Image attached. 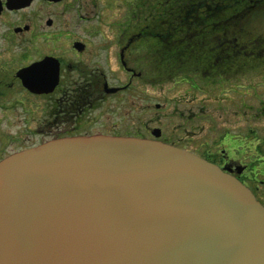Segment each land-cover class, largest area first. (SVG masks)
I'll return each mask as SVG.
<instances>
[{
  "label": "flooded vegetation",
  "instance_id": "obj_1",
  "mask_svg": "<svg viewBox=\"0 0 264 264\" xmlns=\"http://www.w3.org/2000/svg\"><path fill=\"white\" fill-rule=\"evenodd\" d=\"M154 3L159 0H0V116L9 121L11 113L15 128L0 133V160L60 137L157 139L216 164L264 206V34L256 33L264 20L251 19L254 10L264 13V0L178 4L187 18L188 59L205 56L180 74L160 73L157 48L181 39L149 30L157 24L146 22V7ZM230 9L228 19H219ZM149 66L155 83H187V91L204 94L188 99L195 110L178 113L187 123L167 131L144 122ZM208 101L215 102V115ZM152 104L161 106L157 100L146 106L154 110ZM159 119L153 113L149 122Z\"/></svg>",
  "mask_w": 264,
  "mask_h": 264
},
{
  "label": "water",
  "instance_id": "obj_2",
  "mask_svg": "<svg viewBox=\"0 0 264 264\" xmlns=\"http://www.w3.org/2000/svg\"><path fill=\"white\" fill-rule=\"evenodd\" d=\"M0 264H264V206L161 140L49 139L0 160Z\"/></svg>",
  "mask_w": 264,
  "mask_h": 264
},
{
  "label": "rangeland",
  "instance_id": "obj_3",
  "mask_svg": "<svg viewBox=\"0 0 264 264\" xmlns=\"http://www.w3.org/2000/svg\"><path fill=\"white\" fill-rule=\"evenodd\" d=\"M112 1H114V0H112ZM254 11L252 12V18L251 19L264 20V13H261L259 11L258 12H254ZM112 12H113V10H112ZM243 14L246 15V13H243ZM259 14H260V16H259ZM243 16H241L240 19H242ZM260 22L262 24V27H261V29L260 28H258V29H260L259 31L261 33L258 32L257 28H256V33L263 35L264 34V21H260ZM257 23H259V22H255V24H257ZM197 61H198L197 59L194 61L191 60L190 58L187 59V66L185 67V69L188 70V69L196 68L197 66H195L193 64H195L194 62H196L198 64ZM182 70H184V69H182ZM187 70H184V71H187ZM146 74H149V77H151L150 81H152L153 82L152 84H154L155 82L153 81V74H155V73L153 71V67L151 68L149 66L147 68ZM179 74H180V72H179ZM155 77L156 76H154V79H155ZM147 81H149L148 77L145 78V84L143 87L144 88V99H145L144 122L149 123V125H151V126L161 125L167 131L168 130L170 131L171 129H173L175 127V125L179 124L180 122H186L187 123V118L185 121V118H181V116L178 113L183 112V114L186 115L189 112V109L195 110L197 108L196 107L197 105L194 106L193 103L190 104L188 99L192 98L193 100L198 101L199 99H201L204 96V94H202L201 92L196 91V90L195 91L194 90L187 91V87H189V86H187V83L178 84V83H174L173 81H170V80L169 81L163 80L160 83L154 84V85L159 87V89H157V87L153 88L151 86L152 84L148 85L150 83ZM212 96H213L212 93H209L208 97H212ZM180 99L181 100H187V102L177 104V106H176L175 101L180 100ZM209 99H211V98H209ZM146 100L150 101V103H154V101L157 100L158 102H160L161 106L158 108H155L154 105L152 104L154 107V110H152V106L150 108H148L146 106V103H147ZM214 107H215L214 101H208L207 102L206 109H207L209 114L215 115L216 111H215ZM198 111H197V113H198ZM153 113H158L160 115V119H159V121H155V122L150 123L149 119L151 117V114H153ZM7 116L10 119L9 121L3 119V117L0 116V133H7V132L13 133L15 130L13 124L10 123V121H12L14 118L13 115L11 113H8ZM184 135H187V130L183 131V136Z\"/></svg>",
  "mask_w": 264,
  "mask_h": 264
},
{
  "label": "trees",
  "instance_id": "obj_4",
  "mask_svg": "<svg viewBox=\"0 0 264 264\" xmlns=\"http://www.w3.org/2000/svg\"><path fill=\"white\" fill-rule=\"evenodd\" d=\"M220 1V0H219ZM225 4L232 3V0H223ZM187 0H159L158 4H153V6H148V17L146 22L149 25L156 23V27L149 30H157L163 35H171L178 37L174 41L169 40L168 43L161 45L157 48L159 53V70L162 72H184L187 66V18L184 17L185 10L180 8L178 4H185ZM232 10H224L223 17L220 16L219 19H228L231 15ZM212 19L217 20L218 17L214 16ZM184 38V40H182ZM214 45V43H213ZM207 50V47H206ZM216 50V48L214 49ZM199 52L200 51L199 49ZM205 56L200 58L196 57L198 62H201ZM193 59V58H192ZM202 59V60H201ZM184 69V70H182ZM170 70V71H168Z\"/></svg>",
  "mask_w": 264,
  "mask_h": 264
}]
</instances>
